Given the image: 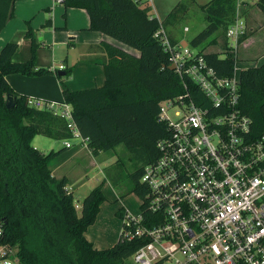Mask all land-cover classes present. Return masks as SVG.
Instances as JSON below:
<instances>
[{
  "label": "trees",
  "instance_id": "16d2710c",
  "mask_svg": "<svg viewBox=\"0 0 264 264\" xmlns=\"http://www.w3.org/2000/svg\"><path fill=\"white\" fill-rule=\"evenodd\" d=\"M16 0H0V31L13 16ZM65 7L83 8L89 15L90 30L99 31L135 50V56L117 46L103 44L105 80L102 86L70 90L64 85L62 99L72 109L73 120L94 156L123 146L129 152L132 170L114 162L104 176L112 185L128 181V190L143 195L139 183L144 167L158 157L156 142L167 135L164 122L157 119L160 103L183 91L168 55L154 32L178 18L188 1L180 0L159 20L151 13L148 0H59ZM255 5L264 14V0ZM237 0H209L202 5L206 25L191 40L198 46L217 32H226L233 21ZM46 25L50 26L48 19ZM167 29V28H166ZM28 59L14 61L17 43L6 42L0 49V222L4 240L17 245L20 264H129L131 254L143 243L119 235L111 246L97 249L85 237L105 201L101 183L83 198L78 213L65 177L56 178L52 170L70 158L78 146H66L43 153L32 145L36 135L56 140L73 138L66 120L44 109L27 104V96L18 94L6 76L11 73L39 76L59 71L36 67L39 43L29 27ZM243 34L238 39H245ZM172 40H174L172 38ZM223 56L203 52L207 63L219 75L233 73L236 55L230 47ZM72 68H64L62 76ZM239 108L252 120L254 134L264 132V62L239 72ZM14 101L6 106V98ZM127 179V180H126ZM120 214V209L117 210Z\"/></svg>",
  "mask_w": 264,
  "mask_h": 264
},
{
  "label": "built area",
  "instance_id": "2783aa9c",
  "mask_svg": "<svg viewBox=\"0 0 264 264\" xmlns=\"http://www.w3.org/2000/svg\"><path fill=\"white\" fill-rule=\"evenodd\" d=\"M245 33L237 5L225 32L227 46L236 52ZM153 35L183 91L160 103L157 119L167 135L157 140L158 157L139 179L146 188L138 195L139 212L122 214L121 236L143 241L129 259L135 264H264V132L254 134L251 118L239 108V70L235 66L231 75H219L203 52L172 40L162 25ZM26 100L64 118L72 139L88 148L68 103ZM17 251L4 240L0 222V264L20 263Z\"/></svg>",
  "mask_w": 264,
  "mask_h": 264
},
{
  "label": "crops",
  "instance_id": "0c3cea01",
  "mask_svg": "<svg viewBox=\"0 0 264 264\" xmlns=\"http://www.w3.org/2000/svg\"><path fill=\"white\" fill-rule=\"evenodd\" d=\"M148 2L150 5V0ZM237 5L238 7L242 6L241 9L239 8V11L246 25V37L240 42L235 52L236 59L241 64H238L240 71L250 66H258L264 62V49H257L258 45L264 44V18L261 17L262 12L255 4L248 3L247 1H243L240 4L237 0ZM250 5H253V7L250 8ZM13 14V17L7 21L0 31V49L6 42H16L18 47L12 59L14 61L28 59L31 43L30 39L25 37V32L30 27L38 34L37 36L35 35L39 43L36 51L37 68H48L59 72H62V70L57 69L59 65H63L64 68H72L70 75L66 76V81L63 78L59 79L57 77L58 73L53 72L39 76L19 73L8 74L6 79L9 85L15 92L21 95L57 101L62 99L64 85L70 90L90 89L102 86L105 80L102 61L106 58V53L101 47L103 44L117 46L135 56L139 55L137 50L99 31L88 29L90 20L87 11L83 8L65 7L59 0H16L13 6ZM48 19L51 21L50 26L46 25ZM48 35L52 38L50 44H46L44 39ZM54 46H61V50L64 51V54L57 61L55 60ZM255 50H259V52L256 53ZM45 51H47L48 55ZM255 59L257 61L252 64L250 60ZM70 142L72 146H78L77 151L66 161L56 166L52 170V174L56 178L65 177L67 182H70L71 178L75 179L71 171L73 172L78 169V182H81V184L76 187H82L85 182L79 168L83 163L82 156L84 150L88 152L90 150L82 145L78 139H72ZM62 144L64 145L65 141L62 140ZM50 150L55 149L51 148ZM85 178H87L86 175ZM76 183L77 181L74 180L71 185L67 186V189L72 191L71 186L76 185ZM125 211L128 210L126 209ZM98 216L99 212L96 219ZM92 227L91 224L86 229L85 237L95 248L103 249L113 244L111 243L112 241L103 243L104 239L101 240L99 236L91 232Z\"/></svg>",
  "mask_w": 264,
  "mask_h": 264
},
{
  "label": "rangeland",
  "instance_id": "374dc122",
  "mask_svg": "<svg viewBox=\"0 0 264 264\" xmlns=\"http://www.w3.org/2000/svg\"><path fill=\"white\" fill-rule=\"evenodd\" d=\"M179 1L180 0H150L152 13L155 17L164 19ZM208 1L209 0L188 1L184 7L185 10L179 13L178 18L166 28L171 38L180 41L184 45L190 46L193 50L201 49L203 52H216L220 56H223L227 48L225 45V34L222 31L217 32L213 36L215 37L214 42L207 40L198 46H191L190 44V40L206 25V16L202 10V5ZM243 1H247L251 4H255L257 2V0H238V3L241 4ZM252 7L253 5H250V8ZM239 8L241 9L242 6H239L238 9ZM261 17L264 18L263 13L261 14ZM184 27H187L188 29L185 31ZM34 34L36 36L38 35L36 32H34ZM44 39L46 44L51 43L52 38L49 35L44 37ZM54 48L55 60L57 61L61 58V55L64 54V51L61 50V46H54ZM257 49H264V44L258 45ZM45 52L48 55L47 51ZM255 52L257 53L259 50H255ZM257 57L259 56L257 55ZM255 61L257 60H250L252 64H254ZM238 64L241 65L236 59L237 67L239 66ZM62 78L66 81V76H62ZM61 100L62 99H59L57 101ZM162 104L164 105V102H162ZM32 145L36 146V148L43 152H47L51 148L57 150L63 146L62 140L52 139L40 134L33 138ZM129 156V152L123 146H117L112 150L100 152L97 156H94L91 151L88 152L87 150H84V154L82 156L83 163L79 168L81 176L84 177L83 181L85 182L82 187H76L81 184V182H78L79 170L76 169L73 172L71 171V174L75 177L74 180L77 181L76 185L71 186V190L73 189L74 203L78 213L80 212V206L83 198L93 187L101 183L105 201L100 205L99 216L92 224L93 227L91 232L94 235L99 236L101 240L104 239L103 243H109L112 241L111 243L114 244L118 240L122 231V213L126 209L133 214L138 213L140 209L141 198L135 192L128 190V181L114 186L107 179H105L104 176L105 169L117 160L118 162L124 163V167L131 171L132 161ZM85 175L87 178H85ZM70 180L71 181L68 182L67 186L74 182L72 178ZM119 209L120 214L117 213V210ZM117 230L118 232L116 233ZM107 247L108 246H106V248ZM128 262L129 264H135L131 259H128Z\"/></svg>",
  "mask_w": 264,
  "mask_h": 264
},
{
  "label": "water",
  "instance_id": "95a60500",
  "mask_svg": "<svg viewBox=\"0 0 264 264\" xmlns=\"http://www.w3.org/2000/svg\"><path fill=\"white\" fill-rule=\"evenodd\" d=\"M58 75H63L62 72H58ZM15 101L10 97V96H7L6 98V106L7 107H12L14 105Z\"/></svg>",
  "mask_w": 264,
  "mask_h": 264
}]
</instances>
